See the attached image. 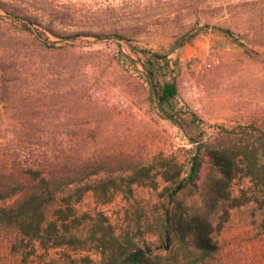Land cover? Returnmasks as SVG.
<instances>
[{"label": "rangeland", "instance_id": "374dc122", "mask_svg": "<svg viewBox=\"0 0 264 264\" xmlns=\"http://www.w3.org/2000/svg\"><path fill=\"white\" fill-rule=\"evenodd\" d=\"M153 53L177 61L174 72L155 67L159 82L177 86L175 122L149 94ZM254 129L264 131V0H0V158L19 156L45 174L65 163L91 173L64 191L89 188L76 204L75 238L40 245L0 225V264H121L135 247L160 264H264L260 191L239 155L229 190L245 202L224 213L205 196L219 178L206 153H237ZM197 147L199 177L173 195L175 182L157 173L168 161L184 177ZM141 166L148 175L127 186ZM178 217L202 221L211 251L174 227L167 241L166 220Z\"/></svg>", "mask_w": 264, "mask_h": 264}, {"label": "trees", "instance_id": "16d2710c", "mask_svg": "<svg viewBox=\"0 0 264 264\" xmlns=\"http://www.w3.org/2000/svg\"><path fill=\"white\" fill-rule=\"evenodd\" d=\"M207 27L208 25H203L200 29ZM214 30L233 37L229 28L214 27ZM77 35L79 34L71 32L65 37L71 38ZM195 35V31H189L186 35H182L176 40V47L184 46ZM244 48L248 54H256L252 49ZM156 66L161 68L172 66L171 70L174 72L177 61L168 58L166 55L153 53L147 59L145 76L149 94L154 99L158 111L164 118L175 122V117L179 113L173 104L177 96V86L171 81L159 82ZM195 118V116L191 117V120L195 121ZM253 131L249 134L251 142L241 147L237 153H232L228 148L212 149L206 153L210 158L214 173L219 178L208 185L205 196L210 195L216 203L222 205L224 213L229 208L245 202L239 196H232L229 190V183L234 178V170L237 168L234 161L237 155L240 156L244 164L243 175L248 176L258 185L260 196L255 200L259 207L264 209V131L261 129H254ZM224 132L230 133L228 130H224ZM203 156L200 147H197L188 159V169L185 176L179 180L177 177L180 171L175 172V175L171 173L176 164L168 161L164 163V170L157 174H160L164 181L175 182L172 191V194L175 195L198 179L203 164ZM80 167L76 170L72 168L71 164L65 163L61 169L45 174L44 168L40 164L26 163L19 156L11 155L9 158H0V225L13 226L22 237H28L34 242L38 241L40 245L47 244L55 247L65 242H71V238H75L70 229L74 222L76 204L80 202L89 188L79 187L68 193L64 191L70 190L71 184L82 182L91 174L86 170V164ZM147 172L148 168L144 166L138 169L133 167L132 173L128 177L127 186L130 187L134 183H139L137 177L147 176ZM77 174L83 175L76 177ZM152 179L153 177L150 178L149 186L155 188L156 183ZM60 193L61 196H59ZM169 200L171 201V199ZM51 208L54 211L49 214L48 211ZM166 221H169L164 227L167 241H170V234L174 227L182 237L192 236L196 248L211 251L213 246L209 241V231L204 232L202 221L199 218L184 221L178 217L173 220L167 218ZM118 257L121 258V264H160L148 259L147 251L140 247L127 249L121 252ZM111 260L108 264H114Z\"/></svg>", "mask_w": 264, "mask_h": 264}]
</instances>
